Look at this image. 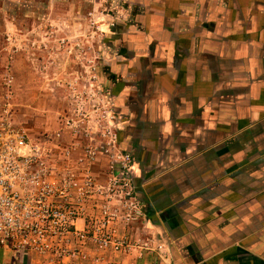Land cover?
I'll return each mask as SVG.
<instances>
[{"label":"crops","instance_id":"1","mask_svg":"<svg viewBox=\"0 0 264 264\" xmlns=\"http://www.w3.org/2000/svg\"><path fill=\"white\" fill-rule=\"evenodd\" d=\"M138 1L102 81L153 249L99 264H264V0Z\"/></svg>","mask_w":264,"mask_h":264},{"label":"built area","instance_id":"2","mask_svg":"<svg viewBox=\"0 0 264 264\" xmlns=\"http://www.w3.org/2000/svg\"><path fill=\"white\" fill-rule=\"evenodd\" d=\"M13 84L6 65L0 80V249L36 253L47 264H99L110 250L153 249V242L130 233L144 211L133 186L134 157L120 148L113 104L100 112L104 104L93 98L94 89L88 96L73 91L74 108L62 115L61 130L36 134L17 119ZM102 157L104 181L94 168Z\"/></svg>","mask_w":264,"mask_h":264},{"label":"rangeland","instance_id":"3","mask_svg":"<svg viewBox=\"0 0 264 264\" xmlns=\"http://www.w3.org/2000/svg\"><path fill=\"white\" fill-rule=\"evenodd\" d=\"M138 6V0H0V80L9 65L18 121L36 134L60 131L62 115L74 108L73 91L88 96L94 89L91 97L105 110L110 101L102 67ZM89 99L85 107L91 109ZM94 168L104 181L106 160ZM30 255L47 264L44 256Z\"/></svg>","mask_w":264,"mask_h":264}]
</instances>
